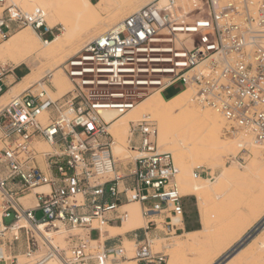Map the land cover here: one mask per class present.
I'll return each instance as SVG.
<instances>
[{
    "label": "built area",
    "instance_id": "2783aa9c",
    "mask_svg": "<svg viewBox=\"0 0 264 264\" xmlns=\"http://www.w3.org/2000/svg\"><path fill=\"white\" fill-rule=\"evenodd\" d=\"M165 1L149 3L83 44L62 66L71 89L59 98L48 96L54 88L47 74L0 108V264H166L146 234L134 241L130 258L120 241L100 239L105 226L128 218L120 210L127 203H138L146 229L159 224L166 237L181 231L184 214L179 171L171 154L159 152L154 122L130 123L127 149L136 156L122 163L102 112L123 115L150 94L181 84L195 105L223 118L224 136L239 139L238 164L250 153L241 138L264 148V0ZM23 28L44 41L60 31L47 25L41 9L26 13L0 0V44ZM0 69L1 96L7 70ZM203 173L194 171L195 177ZM38 188L46 190L24 206L20 200ZM41 224L85 233L67 238L68 254L52 246L32 261Z\"/></svg>",
    "mask_w": 264,
    "mask_h": 264
},
{
    "label": "rangeland",
    "instance_id": "374dc122",
    "mask_svg": "<svg viewBox=\"0 0 264 264\" xmlns=\"http://www.w3.org/2000/svg\"><path fill=\"white\" fill-rule=\"evenodd\" d=\"M47 1H49L50 3L57 2L58 4L64 3L63 0H47ZM88 1L92 5V7H94V9L97 10V13L100 16L99 21H101V23L97 25L92 24L88 29H86L85 33L82 34L81 32L78 35L79 38H77L71 45H69L66 49H64V52L60 56H58L54 61L40 59V63H41L40 69L38 70H35L34 68L32 69L30 63H24L22 66H20L21 68H19L15 72L16 76L18 77V81L16 82H23L25 77L24 75L25 72L29 73L28 75H30V77L29 76L27 77L28 82L35 79H37L38 81L41 80L46 75L45 73L46 70L54 68L59 63L62 62L65 63L83 46V44L90 41V36H92L95 31L99 29L103 31H107L108 28L109 29L112 28L114 25L122 21L124 18H126L136 10L144 7L146 4L147 5L149 4V0H106L101 6H98L96 3H98L99 0H88ZM13 2L16 3L19 7H21L26 13L27 11L25 7L27 6L28 3H31L33 5L32 7H29L30 13L35 9H39L34 7L36 6L35 4L36 2H38V0H13ZM116 14L120 16L119 19H117V21H112L111 18ZM49 16L52 19V21L56 23L54 27L60 30L55 35L57 36L62 35L63 32V30L61 29L62 26L57 23L56 19H54L55 17H53L51 13L45 15L46 21L49 18ZM69 19L70 21L74 20L72 18ZM104 24L109 25V27L105 28ZM26 30H28L29 33H31V36L35 40H37L30 28ZM47 38L49 39L50 37L47 36ZM22 54L23 53H20L16 57H21ZM31 59H33V56L31 57ZM11 67H12L11 63L9 64L7 63L5 66H3L1 65L0 62V68H4L5 70H8ZM60 73L61 75H59ZM57 76H58L57 82L61 85V88L58 89L57 87H55L53 82L51 81V84L55 90L50 88V91H52L51 93L53 94H48V96L52 99L59 98L60 96H62L71 89V85L67 80L66 76L64 75V73L62 74V72H59ZM182 88L183 87L181 84L174 85L163 93V97L165 99H169L174 95H176L177 93H179L182 90ZM20 93L21 91L19 90L16 93H13L12 96L13 97L17 96ZM47 93H49V90H47ZM9 100L10 98L7 101H5L2 106H5L9 102ZM144 114L146 117L150 118L154 122L158 133L159 121L157 117L150 114L147 111ZM222 123L224 129L225 122L222 121ZM129 127L130 124L127 127L128 129L126 134V141L128 138ZM225 137H226L225 139L229 138L227 136ZM222 138L224 139V136H222ZM241 139L243 140L242 141L243 143L245 142L246 147L250 152L248 157L247 158L245 157L244 163L238 164L237 162L238 153H239V148L237 146V143H239V139H237L236 137L234 141L235 144L231 145V153L228 155H224L223 157H220L218 159L219 162H223L224 167H226L227 169L230 168L237 169L240 172V175L237 178L229 179L217 185H213L211 189L208 188L202 191L201 194L199 195L191 194V195L183 196L181 194L183 187L182 184L186 179L185 175L188 166L191 165V170H190L191 174L192 173L194 174V171L197 169L199 171H203L204 177L202 178L217 177L222 170V166H220L218 162L217 165L219 166H216L214 168H209L207 166L208 159L203 156L201 157L202 159H196V157L194 156H188L187 154H185L183 156L185 159L182 158V160H177L175 154L169 152L172 155L175 164H178L176 165L179 168L177 182H178L179 192L184 197L183 201L188 200L190 202L188 209L192 215L194 203H195L194 201L196 199L195 197L192 196H196L198 199L196 200L199 205L198 206L199 210L205 212L204 213L205 220H202V229L195 236L193 241L189 239L187 240V236H185L184 232H177L176 235L168 236V237L162 235L156 238H150L151 240L158 239L156 240V244L155 246L153 245L152 249L154 250V252H158V251L160 252V250H163L166 254L167 263H168V259L174 257L175 259H177V261H179L176 264H225L231 258L238 255L234 260L233 264H242L244 261L247 264H264V235H261V237L259 236L256 239V241L252 243V245L250 246L251 248L250 247L247 248L248 247L247 245L250 243L252 239L248 240L247 243H244L243 245L241 243L245 239V237L248 236L250 232L253 233L252 237L254 238L258 234L257 231H259L262 225H264L263 224L264 223V180H263L264 169H260L256 166L257 157L259 155L263 156L262 153H264V148L258 147L259 149L255 151L249 147L247 143L248 140L246 138H241ZM157 144H158V137H157ZM39 147L44 151L50 150L49 146L44 143L40 144ZM172 147L176 148V145H172ZM193 147L194 150H196L195 148H199L200 146L196 144ZM123 148H124V152H123L124 157L121 160L122 163H125L126 162L125 160L127 158L136 156V154H133L128 151L126 142ZM180 175H182V177H179ZM226 186H230L231 188L230 191L225 194L224 187ZM147 205L150 206L152 205V203H148ZM138 212L139 215H141L139 209ZM34 215L37 220L41 219L42 217L40 211L35 212ZM191 217L193 218V216ZM142 219L143 218L140 216L139 227L145 226L146 224L145 221L143 222ZM11 220L12 219H7L5 223L9 224ZM47 231L52 234L51 243L53 247H57L61 250H65L66 253L68 252L67 238L69 236H73L76 234L82 235L85 233L82 231H70L61 224H56L55 227H49ZM58 231L60 234L56 233ZM37 239L39 241L40 251L36 254V256H34V258L40 259L44 255V253L48 250V248L45 244H43L42 240L38 236ZM103 240H105V237ZM186 240L188 243L186 242ZM231 242L233 244L229 245V243ZM174 243L178 244L180 248L173 249L174 250L173 251L172 249H170L169 246L173 245ZM259 243H262L261 246ZM128 245L129 247H127ZM123 246L126 252H128L129 254L127 256L131 257L134 248L131 246V244H129V242L123 243ZM19 260L22 263L25 262V259L23 258H19ZM129 262H133V261L132 260L122 261L120 263L125 264ZM49 264H58V261L55 259L53 260V262L51 261ZM132 264H136V263L133 262Z\"/></svg>",
    "mask_w": 264,
    "mask_h": 264
},
{
    "label": "bare ground",
    "instance_id": "6f19581e",
    "mask_svg": "<svg viewBox=\"0 0 264 264\" xmlns=\"http://www.w3.org/2000/svg\"><path fill=\"white\" fill-rule=\"evenodd\" d=\"M105 1L106 0H99V2L96 4L98 6H101ZM154 1L156 0H149V3ZM190 1L192 0H180V3L183 6H186V4L189 3ZM63 2L64 3L62 4H58L57 2L50 3L47 0H38V2H36L35 4L36 6H34L36 8L41 9L45 15L51 13L53 17H55L54 19H56L57 23L62 26L61 28L63 30L62 35L60 36L55 35L54 38H52L51 40L44 41L40 39L35 32L32 31L33 34L35 35V38L37 39L35 40L31 36V33H29V31L26 30L29 28L18 30L17 32L11 34L9 36V39L4 41L0 45L1 65L5 66L7 63L8 64L11 63L12 64L11 68H15V67L18 68L22 66L24 63H30L32 69L34 68L35 70H38L41 68L40 59L54 61L58 56H60L64 52V49H66L77 38H79L78 35L81 32L82 34L85 33L86 29H88L92 24L97 25L101 23V21H99L100 16L97 13V10L94 9V7H92V5L89 3L88 0H63ZM165 2H166L165 0H160L159 4H164ZM32 6L33 5L31 3L27 4V6L25 7L27 13H30L29 7ZM119 17L120 16L116 14L111 19L112 21H117ZM69 18H72L74 20L70 21ZM46 23L50 28H55L54 26L56 25V23L52 21L50 16L47 19ZM104 25L105 28L109 27V25L107 24ZM104 32L106 31H103L101 29L95 31L94 34L90 36V41L91 39H95V37L100 36ZM20 53H23L21 57H16ZM32 56L33 59H31ZM63 63L64 62L59 63L54 68L48 69L45 72L46 75L47 74L51 75V81L53 82L54 86L57 87L58 89L61 88V85L57 82L58 79L57 74L59 72H62V74L64 73L63 68L61 67ZM28 74L29 73L26 72L24 74L25 77L23 82H16L10 88L9 91L16 92L20 90L21 92H24L29 88L34 87V85L40 81L35 79L28 82L27 77L28 76L30 77V75ZM59 75H61V73ZM154 93L142 99L134 108H132L123 115L119 114L117 111L102 112V116L105 119V121L110 122V124L107 127V132L114 139L112 145V151L115 158L118 160H122V158L124 157L123 146L126 142L128 125L130 123H137L141 121L142 118L146 117L144 113L147 111L150 114L156 116L159 121L158 133H157V137H158L157 147L159 152L162 151V153H168V154H170L169 152H171L175 154L177 160H182L185 154H187L188 156H194L196 157V159H202L201 157L203 156L208 159L207 166L209 168H214L216 166H219L217 165L219 162L218 159L220 157H223L224 155L230 154L231 145L235 144L234 142L235 137H229L225 139L226 137L224 136L225 134L222 123V121H224L223 118L215 110L211 108H205L195 105L192 101L193 93L189 89L183 90L169 99L163 98L160 91H156V93L155 94ZM8 94H5L4 96L1 95L0 106H2L3 103L6 101ZM48 94H52L50 89ZM222 136H224V139L222 138ZM245 138L248 140L247 143L250 148H252L255 151L259 149L257 146L253 145L250 137H245ZM196 144H198L200 147L195 148L196 150H194L193 146H195ZM172 145H176V148H173ZM238 145L239 143H237V146ZM262 154L264 156V153ZM263 156L259 155L257 157L256 166L260 169H264ZM219 164L220 166H222V170L220 174L217 177H211V178L195 177L193 173L192 174L190 173L191 165L188 166L185 175L186 179L182 184L183 187L181 194L183 196L191 195V194L199 195L201 194L202 191L208 188L211 189L213 185H217L229 179L237 178L240 175V172L237 169L235 168L227 169L226 167H224L223 162H219ZM176 167L179 170L178 166ZM179 177H182V175H180ZM263 180H264V174H263ZM230 188H231L230 186L224 187V193L225 194L228 193L230 191ZM39 189L40 188L34 190L31 194L25 196L24 199L20 201H22L23 203L31 201V199L34 198V194L38 191H41ZM131 206H135L133 202H131V204H126L121 211H127L128 208L130 209ZM133 210L128 212L129 213L128 218L124 221L127 229L137 228L140 226V216L142 217V214L139 215L138 210L136 211ZM204 213L205 212L200 210L201 220H205ZM178 220L179 219H173V223L176 224ZM178 226H181V224L179 223ZM263 226L264 225H262V227L259 229L258 234L256 233L257 235L254 238L252 237L251 238L252 240L250 239L251 241L247 245L248 247L246 246L247 248H249L259 236L261 237V235H264ZM48 228L49 225L41 224L38 228L35 229V233L42 240V242L45 243V245L51 249L53 246L51 243L52 234L47 231ZM107 229L108 231L112 232V234L117 230L114 228H107ZM199 232L200 231H188L185 232V236H187V240L189 239L193 241V239ZM56 233H59V231ZM100 239L103 241V238ZM156 240H150L152 247L153 245L155 246ZM232 242L229 243V245L233 244ZM129 244H131V246L134 248V242H129ZM259 244L261 246L262 243ZM127 247H129V245ZM169 247L172 250L180 248L178 244L175 243ZM160 253H163L166 256L163 250H160ZM127 255H129L128 252ZM237 256L231 258L225 264H233ZM35 260H39V258L36 259L32 258V261ZM53 260H50L47 264H49L51 261L53 262ZM133 262H129L125 264H132ZM178 262L179 261H177V259L171 257L170 259H168V263L166 261V264H176ZM111 264H121V263L117 261ZM242 264H247V263L244 261Z\"/></svg>",
    "mask_w": 264,
    "mask_h": 264
},
{
    "label": "crops",
    "instance_id": "0c3cea01",
    "mask_svg": "<svg viewBox=\"0 0 264 264\" xmlns=\"http://www.w3.org/2000/svg\"><path fill=\"white\" fill-rule=\"evenodd\" d=\"M19 68H21V67L9 68L7 70V73L5 74V76L2 79L3 83L5 84V86H7V90L4 92V94L2 96H4L5 94L9 93L7 98H6V101L9 98L13 97L12 96L13 93L17 92V91L16 92H10L9 90L15 84V82L18 81V77L16 76L15 72ZM26 71H27V69H26ZM20 77H19V79H20ZM161 95L163 96L162 93H161ZM2 107L3 106H0V108H2ZM40 165H41V168L43 170H45L44 164L40 163ZM39 190H46V188H40ZM192 197H195L197 199L196 196H192ZM22 199H24V198H22ZM196 199L194 201L195 203H194V208H193L192 215H191V212H189V209H188V206H189L190 202L188 200H186V201L184 200L183 201L184 214H183L181 226H179V229L181 231H178V232H184L185 233V232H188V231H201V229H202V220H201L200 210H199V207H198L199 205H198V202H197L198 199L197 200ZM33 201H34V198H32L31 201H29V202H24V203L22 201L21 202H22V204L24 206L30 207V206L33 205ZM127 204H131V203H127ZM125 205L126 204H124L121 207L120 210H122ZM134 205L135 206H131L130 209L128 208L127 212H129V211H131L133 209H134L133 211H136L138 209L140 211V205L138 203H134ZM140 214H141V211H140ZM191 216H193V218ZM160 221H164V220L162 218L161 219H157V222H160ZM143 222H144V220H143ZM124 223L125 222H123L122 224H116V225H112V226H105L102 229L101 238L104 239V237H105V240L113 239L112 241L111 240L107 241L108 243H106V244L115 243L117 241H120L121 243L134 242L136 240L142 239L145 234L149 238H156L158 236H162L163 235V233L160 231L161 228H160L159 224H158V228L157 229H154L153 227H151L149 229H146V224H145V226H141V227H138V228H128L127 229ZM107 228H114V229H117V230L115 232H113V234H112V232L108 231ZM114 235H116V236H114ZM110 236H113V237H110ZM17 250H18V252L22 253V251L24 250V247L20 246V247L17 248Z\"/></svg>",
    "mask_w": 264,
    "mask_h": 264
},
{
    "label": "water",
    "instance_id": "95a60500",
    "mask_svg": "<svg viewBox=\"0 0 264 264\" xmlns=\"http://www.w3.org/2000/svg\"><path fill=\"white\" fill-rule=\"evenodd\" d=\"M257 232H258V231H257ZM252 236H253V233L250 232V233L248 234V236L245 237V239L241 242L242 245H243L244 243H247V241L250 240V239L252 238Z\"/></svg>",
    "mask_w": 264,
    "mask_h": 264
}]
</instances>
